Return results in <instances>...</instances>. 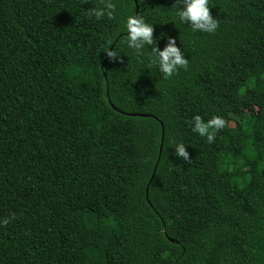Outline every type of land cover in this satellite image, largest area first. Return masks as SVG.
<instances>
[{"label":"trees","instance_id":"obj_1","mask_svg":"<svg viewBox=\"0 0 264 264\" xmlns=\"http://www.w3.org/2000/svg\"><path fill=\"white\" fill-rule=\"evenodd\" d=\"M113 3L0 0V264H264V0H208L212 33ZM135 14L185 67L127 48Z\"/></svg>","mask_w":264,"mask_h":264},{"label":"clouds","instance_id":"obj_2","mask_svg":"<svg viewBox=\"0 0 264 264\" xmlns=\"http://www.w3.org/2000/svg\"><path fill=\"white\" fill-rule=\"evenodd\" d=\"M115 8L116 5L113 0H101L99 7L92 6L89 10H86V14L97 19L101 17L111 18ZM209 9L208 0H179L175 9V16L179 22L189 25L193 32L212 33L217 29L218 21L213 18ZM124 27L126 29L124 43L127 48L137 53L146 48L149 49V63L155 65L165 79L171 77L179 68L187 65V60L180 48L177 47L173 37H167V43L162 49L156 46V41L164 37L165 34L160 35L159 39L154 38L153 25L147 23L142 16H127L124 20ZM106 54L109 59L119 58L118 53L112 49H108ZM224 124V119L218 116L212 117L206 124L201 122L199 115L193 117L194 131L201 135L206 134V139L209 142L213 140V134L209 129H220ZM173 150L176 157L189 159V154L183 143H177ZM7 223H9V218L0 219V226Z\"/></svg>","mask_w":264,"mask_h":264},{"label":"rangeland","instance_id":"obj_3","mask_svg":"<svg viewBox=\"0 0 264 264\" xmlns=\"http://www.w3.org/2000/svg\"><path fill=\"white\" fill-rule=\"evenodd\" d=\"M247 110L248 111H254L255 107L252 104H249L248 107H247Z\"/></svg>","mask_w":264,"mask_h":264},{"label":"water","instance_id":"obj_4","mask_svg":"<svg viewBox=\"0 0 264 264\" xmlns=\"http://www.w3.org/2000/svg\"><path fill=\"white\" fill-rule=\"evenodd\" d=\"M135 13H137V12H135ZM135 16H136V14H135ZM153 175V174H152Z\"/></svg>","mask_w":264,"mask_h":264}]
</instances>
